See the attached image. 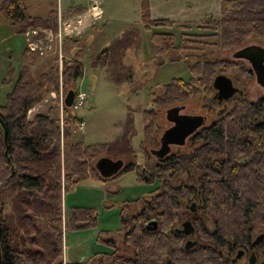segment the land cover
<instances>
[{
  "label": "trees",
  "instance_id": "1",
  "mask_svg": "<svg viewBox=\"0 0 264 264\" xmlns=\"http://www.w3.org/2000/svg\"><path fill=\"white\" fill-rule=\"evenodd\" d=\"M26 2L3 0L0 4V12L11 26L19 28L18 33L24 37L39 26L56 28L53 15L46 19L29 15ZM139 22L151 31L152 59L190 60L188 81L172 79L161 95L150 94V106L141 112L139 148L144 158H149L147 148L156 145L162 110L198 98L208 120L204 116V125L182 147L161 160L154 159L156 166L149 169L135 165L129 139L122 137L119 145L117 138L93 145L71 141L82 123L73 109L63 107L60 112L51 107L31 121L27 113L52 91L57 92L60 83L63 88L75 89L82 77V46H77V39H64L63 55L69 60L63 59L59 65L56 54L48 59L45 71L33 76L29 66L37 53L25 41L21 69L15 74L8 66L0 80L2 85L13 83L0 107L5 127L4 131L0 123V183H5L0 186L2 264H63L62 191H71L87 179L107 180L98 176L93 165L99 157L109 155L131 157L115 176L135 170L137 181L154 180L155 188L141 199L137 211L121 220L118 246L98 236V243L110 248L108 253L64 264H232L238 250L264 254V239L250 247L257 235L264 234V96L248 101L241 93L229 99L228 105L227 101H214L213 77L220 73L230 76L240 63L210 61L203 53L206 46L220 53L264 42V0H222L218 19L205 16L195 23L151 20L148 0H139ZM106 51L103 54L107 55ZM116 70V78L130 81L128 69L119 66ZM244 74L251 75L249 68ZM123 127L128 136L133 128L129 113ZM7 201L11 213L4 212ZM191 203L196 204V245L183 250V237L174 228L182 217H192L185 209ZM80 210L70 211L66 228L81 230L93 225V214ZM200 213L207 215V220L200 218ZM151 220L155 229L146 230L144 226ZM21 227H30L34 235L21 236Z\"/></svg>",
  "mask_w": 264,
  "mask_h": 264
},
{
  "label": "rangeland",
  "instance_id": "2",
  "mask_svg": "<svg viewBox=\"0 0 264 264\" xmlns=\"http://www.w3.org/2000/svg\"><path fill=\"white\" fill-rule=\"evenodd\" d=\"M27 1V5L34 6L30 13L37 16H42L58 3V0ZM68 1L70 0H61L60 5L63 8L69 6L70 2L68 3ZM98 1L99 8L104 15L102 22L92 23L89 28H86L87 23H83L82 26H80L81 23H77L76 33L75 31L72 33L77 36V46H82V77L77 80L75 89L63 88V82L60 83L57 92L52 91L44 101L28 111L27 119L31 121L37 115L46 114L51 107H57L61 112L64 107L61 103L62 97L68 90L79 89L77 93L84 94L82 98L84 101H82V107L74 112L82 120V123L71 135V141L93 145L111 143L116 138L120 140L123 137V140L129 139V152L133 151L132 160L135 165L146 167V169L154 168L156 161L153 156L148 154L149 158L146 160L139 148L143 127L141 112L149 108L150 94L156 97L161 95L164 85L172 79L188 81L190 60L181 59L170 62L161 57L157 60L151 58L149 47L151 31L143 28V24L139 22V0ZM2 2L3 0H0V4ZM75 4L85 7L88 6V1L78 0ZM34 9L36 10L33 11ZM39 28L44 27H37V32ZM18 30L19 28L11 26L0 12V80L5 78V70L8 66L14 68L15 74H17L23 65L22 52L25 39L22 34L18 33ZM33 35L38 36V33ZM250 44H257L264 48V42L254 41ZM56 48L58 49L55 44L40 46L39 52H43V54H38L34 58L33 65L29 66L33 76L46 70L48 59H52ZM105 50H107V55L103 54ZM203 50L210 61L220 59L235 61L231 57V53L235 50L217 53L215 48L210 46H206ZM58 59L59 65L63 59L64 61L69 60L65 54L63 55L62 46ZM238 61L239 68L233 69L232 74L228 76L232 85L239 89L248 101H255L264 96V88L255 83L253 74H244L247 68L250 70L249 65L245 61ZM160 63L161 65H159ZM119 66L128 69L130 81L124 80L122 77L116 78L114 74ZM220 75L224 74L220 73ZM12 86L13 83L11 85L0 83V107L4 105L6 94L11 91ZM226 105H228V101ZM173 106H183L181 114L206 117L198 98ZM221 107V105L218 106V108ZM163 111L159 113L160 131L156 137V145L147 148L148 152L150 149L158 148V138L161 132L169 126V123L164 120ZM127 113L131 117L133 127L128 136L123 134ZM121 142L122 140L118 141V145ZM175 148L177 147H171L169 153H173ZM109 156L112 160L121 159L123 164L131 161L130 156ZM156 183L154 180L139 182L136 179L135 170H130L105 181L83 180L77 183L73 190L63 191L61 224L64 260L67 263L80 262L95 253H108L110 248L103 243H98V236L103 240H113L118 246L120 244L118 231L121 220L128 219L134 211H137L141 199L149 195L148 192L155 188ZM10 207L12 206L7 201L4 212L11 213ZM73 208L81 209V212L88 210L90 214H93L95 218L93 225L81 230L66 228L67 220L63 219V215L65 214L68 218ZM200 214L199 217H208L204 213ZM20 226L22 225H16V227ZM26 228L30 229V227L19 228L18 232L21 236L34 235L33 229H30L29 233ZM24 245H28L26 240ZM232 256L233 254L229 257ZM247 258L248 255H243L235 263L247 264ZM263 258L264 254L257 256L258 260Z\"/></svg>",
  "mask_w": 264,
  "mask_h": 264
},
{
  "label": "water",
  "instance_id": "3",
  "mask_svg": "<svg viewBox=\"0 0 264 264\" xmlns=\"http://www.w3.org/2000/svg\"><path fill=\"white\" fill-rule=\"evenodd\" d=\"M232 59L245 61L254 76L255 83L264 88V48L257 44H249L231 53ZM211 87L214 90L213 99L217 103L226 102L230 97L237 93L241 95V91L232 86L231 80L225 75H216L211 81ZM73 90H68L63 98L64 107H70L73 100ZM183 106H172L163 111L164 120L169 123L158 138V148L150 149L149 154L156 160H161L167 156L171 147H182L185 140L194 134L205 123V117L202 115H187L181 114ZM3 130L4 124L0 119ZM5 133V132H4ZM94 170L101 179H109L115 176L123 167L121 159L112 160L108 157H99L94 162ZM5 183H0V186ZM187 223L182 226L186 227ZM146 230H154L155 222L153 220L147 222L144 226ZM264 234L257 235L250 243L253 248L256 244L262 242ZM196 245L195 241H185L182 248L188 250ZM242 251H236L231 263L234 264L241 256ZM0 264L1 252H0ZM247 264H264V259L256 262V257L253 252H250L247 258Z\"/></svg>",
  "mask_w": 264,
  "mask_h": 264
},
{
  "label": "crops",
  "instance_id": "4",
  "mask_svg": "<svg viewBox=\"0 0 264 264\" xmlns=\"http://www.w3.org/2000/svg\"><path fill=\"white\" fill-rule=\"evenodd\" d=\"M60 1L58 0L56 6H52L42 16L31 14L30 10H32L34 6H29L26 4L28 14L33 17L46 19L49 15L54 16L53 18L55 19V23H57L56 28H39L38 32L40 34L39 39L41 43H43V45L55 44L57 45L58 49L60 48L58 46V40L59 36H61V26L59 23H69L68 28L66 29L68 36L63 34L61 39L63 44V41L66 38L77 39L75 33L78 26L76 27V23H81L80 26H82L83 23H87L86 28H89L92 23L94 24L97 22H102L104 18L103 11H101V9L99 8L100 3L98 0H87L88 6L85 7L80 6L79 4H75L78 2V0H70L68 1V3L70 2V5H67L64 8L60 5ZM221 1L222 0H148V15L151 20L167 19L175 23H195L202 20L205 16H210L212 19L216 20L219 17V5ZM26 3H28V1ZM36 9H34L33 11H35ZM69 29H74L75 33L72 34L74 31H68ZM42 33L43 35H41ZM24 39L25 41L28 40L26 37V33L24 34ZM58 49L56 48L54 50L53 56H55L56 54H60ZM63 219H67V216H65V214L63 215ZM62 259L63 264L67 263L63 258V243Z\"/></svg>",
  "mask_w": 264,
  "mask_h": 264
},
{
  "label": "built area",
  "instance_id": "5",
  "mask_svg": "<svg viewBox=\"0 0 264 264\" xmlns=\"http://www.w3.org/2000/svg\"><path fill=\"white\" fill-rule=\"evenodd\" d=\"M60 24V26H61V36H59V43H58V46L60 47L59 49H58V51H59V53H60V51H61V46H62V41H61V39H62V36H63V34L64 35H67V32H66V29L68 28V25H69V23H59ZM76 25V27L78 26L77 25V23L75 24ZM68 31H75L74 29H69ZM36 33H38V36H34L33 34H36ZM39 32H37L36 31V29H33V30H29V31H27L26 32V37H27V41H26V43H27V47L31 50V51H33V52H35V53H37V55L38 54H43V52H39L40 50H39V48H40V46L41 45H43V43H41V41H38L39 40ZM68 36V35H67ZM60 41H61V43H60ZM60 55V54H59ZM58 55V56H59ZM77 90H79V89H76V90H74L73 91V93H74V96H73V100H72V103H71V106H70V108L71 109H73V110H78V108H80V107H82V101H84L82 98L84 97V94H79V93H77ZM61 91V90H60ZM61 103L63 104V97H62V100H61Z\"/></svg>",
  "mask_w": 264,
  "mask_h": 264
},
{
  "label": "flooded vegetation",
  "instance_id": "6",
  "mask_svg": "<svg viewBox=\"0 0 264 264\" xmlns=\"http://www.w3.org/2000/svg\"><path fill=\"white\" fill-rule=\"evenodd\" d=\"M230 79V78H229ZM233 86V85H232ZM234 87V86H233ZM236 88V87H235ZM237 89V88H236ZM237 90H239V89H237ZM234 95H238L237 93H235V94H233L231 97H230V99L234 96ZM189 138V137H188ZM187 138V139H188ZM187 139L185 140V142L187 141ZM185 174H187V175H189L190 174V172H188V170L186 169V171H185ZM195 208H196V204L195 203H191L190 205H188V206H185V209L191 214V216L192 217H182V219H181V221L179 222V223H177V225L175 226V228H174V230H175V232L177 233V234H181L182 235V237H183V244H184V242L185 241H193V237H194V233H195V230H194V221H193V218H195V215H196V212H195ZM201 215V214H200ZM200 218H202L201 216H200ZM204 219H206L207 220V218L206 217H204L203 218V220ZM184 223H187V225H186V227H183L182 225L184 224ZM251 251H242V256L243 255H249V253H250ZM247 253V254H246ZM241 256V257H242ZM240 257V258H241ZM256 257V262H258V261H261V260H263V259H257V256H255Z\"/></svg>",
  "mask_w": 264,
  "mask_h": 264
},
{
  "label": "bare ground",
  "instance_id": "7",
  "mask_svg": "<svg viewBox=\"0 0 264 264\" xmlns=\"http://www.w3.org/2000/svg\"><path fill=\"white\" fill-rule=\"evenodd\" d=\"M169 155H170V153H169Z\"/></svg>",
  "mask_w": 264,
  "mask_h": 264
}]
</instances>
